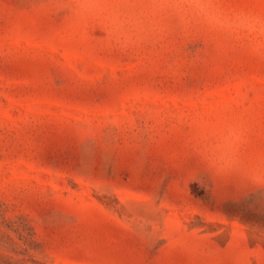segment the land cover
Wrapping results in <instances>:
<instances>
[{"label":"rangeland","instance_id":"rangeland-1","mask_svg":"<svg viewBox=\"0 0 264 264\" xmlns=\"http://www.w3.org/2000/svg\"><path fill=\"white\" fill-rule=\"evenodd\" d=\"M0 264H264V0H0Z\"/></svg>","mask_w":264,"mask_h":264}]
</instances>
